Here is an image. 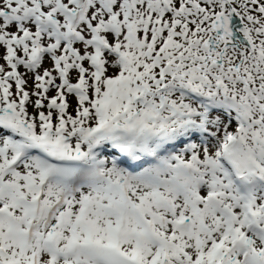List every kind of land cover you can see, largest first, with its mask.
<instances>
[{"label": "snow or ice", "instance_id": "1", "mask_svg": "<svg viewBox=\"0 0 264 264\" xmlns=\"http://www.w3.org/2000/svg\"><path fill=\"white\" fill-rule=\"evenodd\" d=\"M0 264H264V0H0Z\"/></svg>", "mask_w": 264, "mask_h": 264}]
</instances>
